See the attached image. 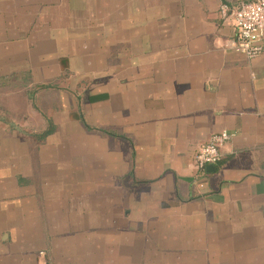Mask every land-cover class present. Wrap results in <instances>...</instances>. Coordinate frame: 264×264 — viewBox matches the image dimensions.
<instances>
[{
	"label": "crops",
	"instance_id": "1",
	"mask_svg": "<svg viewBox=\"0 0 264 264\" xmlns=\"http://www.w3.org/2000/svg\"><path fill=\"white\" fill-rule=\"evenodd\" d=\"M241 1L0 0V264H264V51L219 15Z\"/></svg>",
	"mask_w": 264,
	"mask_h": 264
},
{
	"label": "built area",
	"instance_id": "2",
	"mask_svg": "<svg viewBox=\"0 0 264 264\" xmlns=\"http://www.w3.org/2000/svg\"><path fill=\"white\" fill-rule=\"evenodd\" d=\"M219 15L234 28V44L248 58L264 51V0H242L237 5L220 3ZM230 138L227 131L216 133L196 153V166L205 169L222 159L221 147Z\"/></svg>",
	"mask_w": 264,
	"mask_h": 264
}]
</instances>
